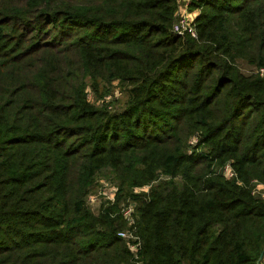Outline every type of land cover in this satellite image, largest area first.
I'll return each mask as SVG.
<instances>
[{
	"label": "trees",
	"instance_id": "obj_1",
	"mask_svg": "<svg viewBox=\"0 0 264 264\" xmlns=\"http://www.w3.org/2000/svg\"><path fill=\"white\" fill-rule=\"evenodd\" d=\"M179 2L0 0V264L261 263L264 0Z\"/></svg>",
	"mask_w": 264,
	"mask_h": 264
},
{
	"label": "built area",
	"instance_id": "obj_2",
	"mask_svg": "<svg viewBox=\"0 0 264 264\" xmlns=\"http://www.w3.org/2000/svg\"><path fill=\"white\" fill-rule=\"evenodd\" d=\"M191 0H189L188 4L190 3ZM193 20L194 19H189L188 15H181V17L178 19V21L174 24L173 29L175 32H178L180 34H184V33H190L193 37H197V32H196V28L193 25ZM260 73L263 74L264 73V68L260 69ZM198 142V137H193L191 139L190 144L191 145H195ZM193 150L192 148L189 149V153H191ZM223 172L224 175L227 178H233L236 176V172L234 171V168L232 166L231 162H228L227 164H225L224 168H223ZM255 182V187L253 190V193L255 194H260L262 196H264V188L261 189V185L264 187V184L254 180ZM115 193H116V188H114V192L113 194L107 198L109 201H114L115 200ZM91 198V196H90ZM93 199V197H92ZM122 215L125 217V219L128 221L129 226L133 227V229H127V230H123V231H119V236L125 238V239H132V240H137L138 237L135 236V223H136V218L134 216L135 213V206L134 203H129L128 205H125L122 210H121ZM140 244V243H139ZM130 248L135 251L137 249V245L136 244H131ZM260 264H264V256L261 259V263Z\"/></svg>",
	"mask_w": 264,
	"mask_h": 264
},
{
	"label": "rangeland",
	"instance_id": "obj_3",
	"mask_svg": "<svg viewBox=\"0 0 264 264\" xmlns=\"http://www.w3.org/2000/svg\"><path fill=\"white\" fill-rule=\"evenodd\" d=\"M179 1L180 2H179V8H178V12H177L176 22L178 21V19L183 14L188 15L189 19H191V20L195 19V17L199 14V11L198 10L193 11V10L189 9V5H188L189 0H179ZM262 68H264V67H261V69ZM259 69L260 68L254 69L253 72L257 73ZM262 76H264V73L262 74ZM113 85H114V87H113V90L111 91L112 95L106 97L107 103H110V101L113 99H119L120 101H122L125 98L124 93L121 92V90L116 86L117 82H115ZM88 96H89V98H91L92 101H96L99 104L101 103L100 98L97 97L96 93L93 91V89L91 87H88ZM101 100H103V99H101ZM190 146H193V145L190 144ZM223 168H221V169L223 170ZM106 180H108V179H105L103 177L101 179H99V181L96 183L97 185L95 186V188L93 189V191L90 194L91 198H90V196L88 198L89 205L95 211L98 210V208L100 207L102 202L108 201L107 198H109L113 194L114 188H116L115 196H117L118 188H117L116 184L113 182H110V181L108 182ZM260 188L263 189L264 187L261 185ZM149 189H150V185H146L140 189H137V191L138 192L139 191H148ZM92 197H93V199H92ZM115 199H116V197H115ZM114 201H112V202H114Z\"/></svg>",
	"mask_w": 264,
	"mask_h": 264
}]
</instances>
